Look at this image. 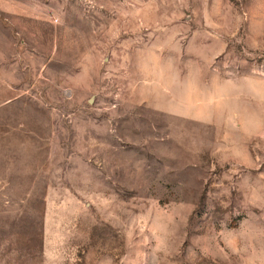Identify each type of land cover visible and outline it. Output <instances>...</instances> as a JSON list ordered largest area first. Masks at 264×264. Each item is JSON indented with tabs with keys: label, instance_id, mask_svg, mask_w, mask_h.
Returning <instances> with one entry per match:
<instances>
[{
	"label": "rangeland",
	"instance_id": "1",
	"mask_svg": "<svg viewBox=\"0 0 264 264\" xmlns=\"http://www.w3.org/2000/svg\"><path fill=\"white\" fill-rule=\"evenodd\" d=\"M260 92L264 0H0V264H264Z\"/></svg>",
	"mask_w": 264,
	"mask_h": 264
},
{
	"label": "crops",
	"instance_id": "2",
	"mask_svg": "<svg viewBox=\"0 0 264 264\" xmlns=\"http://www.w3.org/2000/svg\"><path fill=\"white\" fill-rule=\"evenodd\" d=\"M4 12H6V9H4ZM20 15H22V13ZM4 21H7V19L4 20ZM16 31H18L17 28H16ZM260 95L263 97L264 96V92H260ZM258 122L261 123V118L258 119ZM262 124H263L262 126L264 127V118H262ZM258 125L260 126L259 123H258ZM1 246H3V244H1ZM7 246H8L7 238H4V247H7Z\"/></svg>",
	"mask_w": 264,
	"mask_h": 264
}]
</instances>
